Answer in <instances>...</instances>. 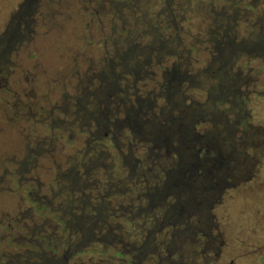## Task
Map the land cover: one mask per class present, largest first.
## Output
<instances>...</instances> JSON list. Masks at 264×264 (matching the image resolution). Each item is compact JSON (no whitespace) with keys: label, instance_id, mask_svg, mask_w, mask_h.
Wrapping results in <instances>:
<instances>
[{"label":"trees","instance_id":"obj_1","mask_svg":"<svg viewBox=\"0 0 264 264\" xmlns=\"http://www.w3.org/2000/svg\"><path fill=\"white\" fill-rule=\"evenodd\" d=\"M105 2L87 114L69 120L84 128L83 148L38 204V251L22 264L180 263V245L203 236L197 211L232 184L219 180L236 159L226 131L238 150L256 136L236 106L253 63L264 67V0ZM132 4L146 11L123 15ZM80 96L70 105L81 114Z\"/></svg>","mask_w":264,"mask_h":264},{"label":"rangeland","instance_id":"obj_2","mask_svg":"<svg viewBox=\"0 0 264 264\" xmlns=\"http://www.w3.org/2000/svg\"><path fill=\"white\" fill-rule=\"evenodd\" d=\"M22 1L0 0V36ZM91 1L35 0L31 13L24 15L23 21L20 20L18 30L23 36L15 41L10 50L8 65L2 66L3 75L5 70L17 67L10 80L18 78L21 82L26 74V89H23L26 98L34 100L37 108L44 107V111H37L33 116L16 115L11 96L4 93L7 104L0 99V212L9 214L10 218L4 217V223L9 222L14 228L11 232L14 241L11 245H0V257L3 253L2 261L9 264L24 263V254L38 251L37 240L34 236L30 237V232L38 220L35 198L48 194L47 183L54 185L57 169L51 168V162L68 167L67 159L71 155L76 157L75 153L83 148L84 128L67 125L73 116H77V111L71 105L64 108L63 97L66 95L71 104L80 96L76 89L88 77L91 61L103 58L104 49L99 44L108 32L111 11L106 2L102 8L92 5ZM90 8L94 12L99 11V14H92ZM141 8L146 11L144 4H140L139 9L132 4L122 13L133 16L142 11ZM34 10L35 13H32ZM92 16L99 20L102 27L96 29L92 26ZM87 22L88 26L84 27ZM253 66L256 70L247 77L250 85L242 91L245 99L243 109L249 117L247 124L256 136L251 134L239 147L248 164L237 166V171L243 173L237 180L236 174L230 171L232 178L227 179L232 184L214 202L209 212V229L202 230V238H198V234L193 238L190 235V250L184 251L186 244H182L178 264H264V67L258 68L257 62ZM16 91L21 93L20 89ZM189 94L198 97L192 91ZM27 99L24 102L29 101ZM55 102L58 104L53 116L60 120L67 115L66 123H52L53 116L46 117ZM46 138L47 142L41 145L44 153L35 155L28 151L27 146L34 151L37 149L36 139L41 144ZM27 154L30 156L26 157ZM27 158L35 159L36 165H23ZM5 169L8 173L14 172V175L4 177ZM37 180L44 183L41 189ZM29 191L31 196L27 195ZM20 212L23 217L16 220ZM197 219H192L194 224ZM211 238L216 244L209 248L206 241ZM57 248L61 253L60 246ZM44 252L54 250L44 249ZM88 256L85 254L83 259H88Z\"/></svg>","mask_w":264,"mask_h":264},{"label":"flooded vegetation","instance_id":"obj_3","mask_svg":"<svg viewBox=\"0 0 264 264\" xmlns=\"http://www.w3.org/2000/svg\"><path fill=\"white\" fill-rule=\"evenodd\" d=\"M34 1L35 0H23L20 4H18V7L16 9L18 11H16L12 15V17H11L12 19H11L9 25H7V28L3 31L2 35L0 36V82L3 81L0 84V90H4V92L0 91L2 93L1 94L2 96L0 97V99H1V101L5 102V104H7L6 102H8V101H6L7 99H6V96L4 95V93L6 92L7 95L11 96V98L15 102L13 104V107L16 110V113H15L16 115H19V114H29V115L33 116V115H35L37 113V111L38 112L44 111V109H43L44 107L39 106L37 108V105H36L35 101L34 100L32 101L30 98L27 99L25 93L23 92V89H26L24 87V84H25L24 82L26 81L25 80V75L26 74H24V76H23V81L19 82L18 81L19 80L18 78L15 79V80H10V78L13 77V75L16 74L17 67H14L13 66V68H10L9 70H5V73L6 74H4V75H3L4 72L2 70V66L8 65V64H6L7 63V58H8L7 56L9 54H11L10 53V50L13 48V45H14L15 41L19 40L23 36V34L19 32L18 26H19L20 22L23 21L22 20V17L24 15H29V13H31L30 11L32 9V3ZM104 1L105 0H93V1H91V4L92 5H96L97 4V5H99V7H102L103 8V2ZM115 1H118V0H115ZM89 10H90V12L92 14H95V13H96V15L99 14L98 13L99 11L94 12L92 8H90ZM32 13H35V10ZM91 21H92V26L93 27H96V29L102 27L101 24H100V22H99V20L96 19L95 17L92 16L91 17ZM86 26H88V22L85 23V26L84 27H86ZM94 60H96V59H93L92 61H94ZM78 87H79V89H82L81 90V93H80L81 96H80L79 99H77L78 100V104H79V109L81 111V114L78 113L79 111H77L76 112L77 113V116L76 117H80L81 115L86 116L87 110L85 108L84 102H85V98H86L85 97L86 96V90L85 89H88V79L87 78L86 79H83L81 81V83L79 84ZM16 89H20V92L21 93L17 92ZM100 93H101V91L98 92V94H99L98 96L96 95L97 98L101 96ZM63 98H64L63 106H64V108H66L67 106L70 105V103L66 99V95H64ZM26 99L29 100V101H25L24 102V100H26ZM97 100H98V104H99V98ZM238 102L240 103L238 106H236L238 108V111H243V110H241L242 108L240 107V106L243 107V105H244L243 102H242V100L240 99ZM241 102H242V105H241ZM57 104L58 103L55 102V103H53L51 105V110L50 111H47L46 117H52L53 116L54 110L57 108ZM64 111L66 112V110H64ZM53 122H55V123L56 122L57 123L58 122H65L66 123V121L58 120L54 116L52 117V123ZM67 123H68L67 125L72 126V122L69 121ZM234 131L235 130H233V129H228L226 131V135H227L228 141L230 140V143H232V150H231V152L233 154H235L236 159H235L233 165H231L230 167L222 170V173L220 174L219 180H221V178L224 177L225 175H226V177H230L231 176V178H232V175L230 174V171H233L236 174V178H235L236 180L239 179L240 175L243 174V173H239L237 171V166H239V165L240 166L241 165H247L248 164L247 160L240 153V151L238 150V148L237 147L235 148L234 143H233L232 139L230 138L234 134ZM246 134H247L246 137L248 138L249 137L248 135H250V134L248 132H246ZM37 142H38V140L36 139L35 140V144L37 145V147H36L37 149L35 151L32 150V149H30V148H28V146H27V149H29L28 151L31 150L32 151V154L34 153L35 155H40V154H42V153L45 152L44 150H42L41 145L42 144H45L47 142V138L44 141H42L41 144L40 143H37ZM29 156L30 155H28V154L26 155V157H29ZM73 159H74L73 155H71L67 159V161H68V163H67L68 164V167H71V165L73 164ZM26 163H31L32 165L35 166L36 165V160L35 159L28 160V158H27L26 161H23L22 164L24 165ZM51 163H53V166H51V168L52 167H53V169L61 168V166L58 165L56 161L51 162ZM234 166H236V168H234ZM6 170L7 169H5V171H4V177H6L8 175H14V172L13 173H8V171H6ZM55 177L53 179V182H55ZM16 180H18V179L16 178ZM1 181H3V178L1 179ZM1 184H2V182L0 183V190H2ZM37 184H38L39 189H41L44 186V183L41 182L40 180H37ZM47 185H49L48 194L47 195H43L42 194L40 196L37 195V198H35L36 199L35 201L38 202V204H40V205L45 204V202H47V199L49 198V194H50L49 193L50 192V189L53 187V185H52L51 182L50 183H47ZM212 191H214L215 194H217V190L216 191L215 190H212ZM27 195L28 196H31L32 193L29 191L27 193ZM210 200H211V198H210ZM213 204H214V202H213ZM213 204H211L210 209L208 207L207 209H199L197 211L198 219H197V223L196 224H197V228L198 229H201V230L209 229L210 222H211V220L209 218V212L211 211V208H212ZM36 216L38 217V214H36ZM4 217L10 218L8 213H6L4 211H1L0 212V245H11L13 243V241H14V238L11 235L12 234L11 232H12V230L14 228L11 225V223H9V222H7L6 225H5V223H4ZM19 217H23V214L21 212L18 214L17 217H15V219L17 220ZM36 221H38V220H36ZM30 235H31L30 237H32L33 236V233L31 232ZM6 239H7V241H6ZM30 240H32V238ZM206 242H207L206 245H210L209 248L212 247L211 245H215L216 244L215 240L212 239V238L209 239ZM188 248H189V245H186L185 248H184V251L188 250ZM180 249H181V253H182V251H183L182 245H180ZM189 250H190V248H189ZM43 254L47 255L48 253H45L44 252ZM5 255L7 256V253H5ZM2 257H3V253L1 254V257H0V264H9L8 261L7 262L6 261L5 262L2 261L3 260ZM205 262H207V260H205ZM17 264H22V262H18Z\"/></svg>","mask_w":264,"mask_h":264}]
</instances>
